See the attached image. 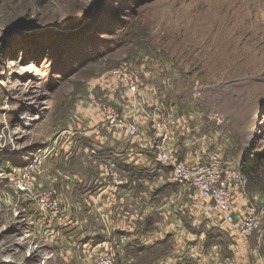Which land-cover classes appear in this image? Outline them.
<instances>
[{"label":"rangeland","instance_id":"374dc122","mask_svg":"<svg viewBox=\"0 0 264 264\" xmlns=\"http://www.w3.org/2000/svg\"><path fill=\"white\" fill-rule=\"evenodd\" d=\"M122 62L166 82L167 104L198 115L226 158L254 164L246 188L264 205V0H0V264H94L72 238L41 233L9 173L47 153L33 167L37 187L60 171L86 175L80 154L63 158L66 131L80 95ZM250 237L260 261L264 218ZM131 247L130 264L169 253L168 241Z\"/></svg>","mask_w":264,"mask_h":264},{"label":"crops","instance_id":"0c3cea01","mask_svg":"<svg viewBox=\"0 0 264 264\" xmlns=\"http://www.w3.org/2000/svg\"><path fill=\"white\" fill-rule=\"evenodd\" d=\"M143 72L145 81L149 85L146 86L143 95L149 100L150 90L157 88V84L153 82L147 71L144 70ZM94 86L78 98L76 108L73 110L76 122L73 123L74 125H70L66 131L67 137H69L66 141L68 147L66 151L68 152H65L67 156L63 158L67 160L80 154L86 159L87 174L71 178L60 171L58 175L61 178L57 180L59 184L61 182V189L59 190L71 198L70 207L73 212L71 222H78L77 225H72L70 222L62 232L63 237L72 238L80 248L84 242L92 241V249L86 252L87 259L91 261L96 255L106 252L108 247L115 248V243H117L123 248V252L117 251V254L121 253L118 262L130 264L132 263L131 257H134L135 254L131 246L133 244L141 245L138 242V237L145 235L154 237L153 243L149 246L169 242V249L165 253L169 252L168 255L164 259L158 260L157 264H178L179 262L199 264L197 256L203 258L202 264H253V261L256 264H263V261L257 259L258 249L257 244L254 245L253 243L255 240L253 237L244 239L240 236L230 237L225 234L227 237L224 240V247H222V240L207 247V231L216 229L220 233H225L214 227L220 223L221 213L200 195L195 196V205L189 206L191 192L187 190H182L179 198H176L178 201L175 202L172 198V192L159 194L163 188L158 189L156 187L160 186L163 178L157 172L149 173L145 171V168L139 169L142 170L140 173L131 172L129 175L132 186L127 195L125 194L126 196L115 194L112 190H109L110 192H98L95 183L101 180L98 170L99 163L95 158H91V151L103 150V153H108L105 157H114L117 154L127 157L130 144L126 140L114 136L106 127H100V116L95 102L107 100L117 105L125 117H130L131 113L129 111V95L126 90H115L108 79L104 83L94 82ZM137 121L139 124H146V118L143 115H139ZM184 123L190 126L187 133L177 129ZM177 125L178 127L173 131V136L177 138L179 159L205 161L207 146L213 139L206 136L207 131L202 127L201 119L196 118V120L189 122L179 116ZM151 139V134H143L140 146L135 147L137 149L144 148ZM79 142L85 145L86 152L78 149L76 145L80 144ZM76 149L77 151L73 152ZM226 150L227 148L223 150L225 158ZM133 160L138 165H142L144 158L133 155ZM49 182L46 180L42 184L47 185ZM93 204L98 205V211L93 208ZM76 209L78 210L75 211ZM102 209H108L112 213L114 226L122 229L118 232L113 228L110 237L106 233L102 234L103 226L98 215L99 210ZM200 233L203 235L199 237ZM204 235L205 239L202 240ZM260 239H262L261 236L256 240L260 241ZM82 250L84 249L82 248ZM192 251H195L194 254ZM127 253L132 255L127 258Z\"/></svg>","mask_w":264,"mask_h":264},{"label":"built area","instance_id":"2783aa9c","mask_svg":"<svg viewBox=\"0 0 264 264\" xmlns=\"http://www.w3.org/2000/svg\"><path fill=\"white\" fill-rule=\"evenodd\" d=\"M144 70L151 78L153 73L146 70L144 66L134 67L127 62H122L103 74L115 90L124 89L128 92L131 116L125 117L117 105L107 100L96 101L100 127L104 126L117 138L126 140L130 144V150L127 157L117 154L114 157L105 158L98 156V150L91 151V158H95L99 163L98 170L101 180L95 183L98 192L112 190L115 194L126 196L132 186L129 174L131 172L140 173L142 168H145V171L157 172L163 178V182L156 188L161 189L175 185V189L172 191L174 202L178 201L176 198H179L182 190H187L191 192L188 204L193 207L195 196L200 195L222 215L220 223L215 225V228L230 237L249 238L254 231L261 227L264 207L246 188L247 179L243 164L224 157L223 150L227 146L219 142L218 135L214 131L210 129L211 132L207 131L204 124L202 127L207 131L206 136L213 139L207 146L205 161L179 159L177 138L173 136L174 129L178 127L179 116L189 122L201 118L198 115H181L172 105L167 104L160 94V91L168 89V86H165L166 82L163 83V87L156 86L158 88L150 90L149 100L144 98L143 92L146 86H149L144 78ZM139 115L146 118V124L138 123ZM177 129L187 133L190 126L184 123ZM146 133L151 134L152 139L146 147L137 149L135 146H140L143 134ZM47 155V153L38 155L32 163L21 168H14L9 175L17 177L18 189L24 192L27 199L31 201L34 208L32 215L36 226L41 229V233L46 238L53 240L63 236L62 232L71 222L73 212L70 207L71 198L61 193L57 180L53 179L44 186L37 187L35 185L32 175L33 167L40 166ZM133 155L144 158L143 164L138 165L133 160ZM66 156L67 154L64 153L63 157L66 158ZM93 205V208L98 211V205ZM98 215L103 226V235L106 233L110 237L113 230L118 232L122 230L114 226L112 213L108 209L99 210ZM71 224L77 225L78 222L73 221ZM201 235L203 233H200L199 237ZM204 239L205 235L202 240ZM138 240L141 245L149 246L153 243L154 237L140 235ZM91 243L92 241L89 240L84 242L82 248L89 251L92 248ZM261 243L264 245V238ZM108 248L106 252L96 255L92 262L94 264H116V254L120 250V245L115 243V248L112 246ZM194 252L192 251V254ZM261 261L264 264V258ZM197 262L202 264L203 258L197 256Z\"/></svg>","mask_w":264,"mask_h":264},{"label":"trees","instance_id":"16d2710c","mask_svg":"<svg viewBox=\"0 0 264 264\" xmlns=\"http://www.w3.org/2000/svg\"><path fill=\"white\" fill-rule=\"evenodd\" d=\"M103 152H104L103 150L98 151V156L100 158H103V157H105V155H108V153H103ZM240 163L243 164V166H244V174L246 175L247 183H248V182H250V179H252V173H253L254 169H256V168H255L254 164L252 162L249 163V160L247 161V159L242 160V158H241ZM174 189H175V185H170V186L163 188L161 191H159V194H161L163 192H172ZM225 234L226 233H220L218 230L213 229V230L206 232V240H209V242H212V243H216L219 240L223 241V239L226 240V237H227ZM221 235H223L222 237H224V238L220 237ZM135 245H137V244H135ZM185 264H187V263H185Z\"/></svg>","mask_w":264,"mask_h":264}]
</instances>
